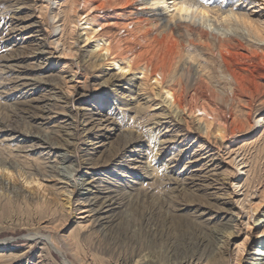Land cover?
<instances>
[{
    "label": "rangeland",
    "instance_id": "1",
    "mask_svg": "<svg viewBox=\"0 0 264 264\" xmlns=\"http://www.w3.org/2000/svg\"><path fill=\"white\" fill-rule=\"evenodd\" d=\"M68 1L60 0L54 6L55 14L60 10V15L54 21H45L39 15L41 3L37 4V0H0V161L15 162L14 167L0 164V181L11 187L10 191L0 190V264H66L64 259L80 264L66 246L63 245L62 256L45 245L41 236H35L38 232L58 235L62 244L64 234L79 253L101 264L117 262L135 244L145 247V253L149 252L148 247L152 249L153 261L158 264H179L191 253L202 264H234V248L245 238L243 231L240 238L237 234L241 223H246V218L239 217L244 214L240 204L246 198L259 203L264 195V121L255 131L247 128L226 141L216 139L209 143L201 139L194 123V129L186 132L182 117L165 95L158 94L154 84L144 94L140 91V76L131 73L120 77L116 67L99 56L94 43L86 45L81 36H75L76 56L56 58L59 54H53L55 42L69 46L72 41L66 19ZM239 1L264 28V2ZM172 3L167 0L168 5ZM163 9L164 5L154 7L155 11ZM166 10L168 18L175 13L173 8ZM16 17L24 22H40L42 32L36 35L29 28L16 31ZM54 25L59 28L58 33H54ZM239 62L256 64L242 58ZM77 70L79 94L69 103L63 95L64 87ZM233 111L239 119H245L251 111L253 123L264 119V92L252 99L251 106L245 101L236 102ZM25 134L33 137L24 142L20 141L23 137L16 139ZM166 142L169 148L164 146ZM62 156L69 157L70 162L60 167L76 170L73 175L78 188L74 196L70 195L71 180L59 175V170L56 177L49 174L50 165L58 166ZM234 159L246 164L236 167ZM33 176L37 181L31 184ZM238 178H242L241 182L234 186ZM110 194L114 195L112 203L122 200L121 205L114 206L115 217L124 222L117 224L118 229L122 228L121 234L116 227L115 232H119L112 235L118 240L114 239L115 245L110 243L111 237L99 234L102 228L92 226V218L86 212L89 202H108ZM152 206L157 207L155 217L158 224L163 223L162 231L151 222ZM140 209L145 214L143 224L137 219L141 217ZM257 213L253 214L252 230L259 234L264 231V215ZM39 225L54 229L39 230ZM32 235L35 238H30ZM199 235L210 245L213 241V245L198 246ZM125 240L127 244L123 245ZM259 242L255 236L242 264H264L254 258L264 257L263 253L254 255L256 250L261 252ZM158 254L165 260L159 261Z\"/></svg>",
    "mask_w": 264,
    "mask_h": 264
},
{
    "label": "bare ground",
    "instance_id": "2",
    "mask_svg": "<svg viewBox=\"0 0 264 264\" xmlns=\"http://www.w3.org/2000/svg\"><path fill=\"white\" fill-rule=\"evenodd\" d=\"M260 1L264 2V0ZM38 2L41 3V7H37L39 9V15L44 18L45 21L47 19H51V21H54V19L60 15V10H58L56 14V10H54V6H56L58 2H60V0H37V4ZM255 2L258 1L255 0ZM239 3V0H205L204 3H201L200 0H173V3L171 5H168L167 0H69L66 19L69 22V30L71 35L70 39L72 41L69 46H66L63 43L62 45H60V41L55 42L57 46L54 47L53 54H59L58 56L56 55V58L59 59L76 56L78 49L75 48L77 46V43L76 41H74V38L75 36H81L86 45L94 43V49L98 51L99 56L103 57V61L106 64L108 63L114 65L116 67V70H118L121 74L120 77L125 78L126 75H129L131 73L135 76H140V91L144 94L147 93V88L150 89V84H154L158 90V94L165 95L172 109L177 112L176 114H179L182 117V120L186 126L185 130L187 133L191 132L194 129L191 126L194 123L198 126V133L201 139H206L209 143L214 142V140L216 139L226 141L227 138L229 139L238 136V134L244 132L247 128H251L255 131L260 127L262 121H264L263 118L259 117L260 119L254 121L253 123L251 120V111L249 113H246L245 119H239L233 111V106L236 102L245 101L249 104V106H251L252 99L264 92V83H262L264 79V28L258 23V21H255V19L253 18V13H251L246 6ZM160 5H164V9L162 11H155L154 7L158 8L160 7ZM167 7L173 8L175 12L174 15L169 18L165 16ZM40 27V22L36 20L34 22H24L22 21V19L17 18V24L13 27V29H16V31L20 32L22 31V29L29 28V30H32V33H36L37 35L42 32ZM53 29L54 33H58L59 28L57 26L54 25ZM78 30L81 31V34L78 33ZM36 55L34 57L37 58ZM11 57L12 56H10V58ZM15 58L12 59L14 60ZM38 58L40 59V55ZM241 58L245 59V61L246 59L248 61H254V63L256 64L250 62L249 64H240L239 59ZM78 75L79 72L77 70L74 73L72 79H66V86L64 87L65 93H63V95L65 96L64 98L67 100L66 102L70 103L73 98L75 96H78L79 94H77L79 87L78 84H80V76ZM19 80L17 82H19ZM18 86H20V84ZM22 109L26 108L23 107ZM22 137L24 140L20 139ZM27 137H33V135H19L18 137H16V139H20V141L24 142L25 139H28ZM167 143L168 142L164 143V146H166V148H169L170 146ZM50 145L55 146L57 144L50 143ZM68 162H70V158L67 156H62L60 162L58 163V166L50 165L51 173L49 174L50 176H52L56 173V170H59L57 171L59 175L63 176L66 180L69 179L68 181L71 180L72 183L70 184V187L72 188V191L70 195L74 196L78 188L75 176L73 175V172H75L76 170L66 166L60 167V165H65ZM3 163H6L12 167L13 163L15 162L11 161V159H7L5 162L0 161V164ZM233 163H235L234 165L236 167L246 164L244 160H241L239 163H237V159H234ZM33 177H31L32 179H30L31 184L37 181L35 177ZM52 177L56 176L54 175ZM241 179L242 178L236 179L234 186H239L238 184H240ZM4 189L6 191H10L11 187H8L7 184L4 185L1 180L0 190ZM17 190L15 189V191ZM15 191L12 190V193L15 194ZM19 194L16 197L20 196ZM7 195L9 196L8 192ZM108 197V202H89V204H87L89 206V209L86 212L89 213L88 217L92 218V226L102 228L103 232H100L99 234L108 236V238L111 237L110 243H112V245H115V238H113L112 235L116 230L117 224H124V222H122L121 218L115 217L114 213L116 211V208L114 206H116V204L121 205L122 200L118 199L117 201L112 203L114 195L110 194ZM151 199L153 200L154 198ZM174 202L176 201H173V204ZM245 204H247V206ZM81 205H83V203H81ZM146 205L148 204H145L144 206ZM240 206L241 211L243 210L244 214L243 217L242 215H240L239 217L241 219L246 218V223H241L243 229L242 227H238L239 233L237 232V234H239L238 236L240 238V233L243 231V236H245V238L234 248L235 254L232 259L234 264H242L247 251V247L254 242L255 236L261 240V242L258 243V250L260 249L261 252L256 250L254 251V255L259 256L260 253L261 255L262 253L264 254V231L258 234L257 232H255L256 229L252 230L255 227H253V225H255V221H253V214L258 212L259 215H264V195L259 203H254L252 200L246 198L240 204ZM154 207L152 206L150 212L148 211L150 214H152L151 216H153V220H151V222H153L152 224H154L155 226H158L159 231H162L165 228L162 227L163 223L158 224L160 222L155 217V209L157 207L155 209ZM81 209L82 208H80L79 210ZM140 210L138 212H140ZM149 213L146 215L148 216ZM234 214L236 215V213ZM137 215H139V213ZM144 215V211H142L141 217L139 216V218H137L138 221H141V224H143L142 222H145L143 221L144 219H142ZM163 222L166 223L165 221ZM170 227L171 226H168V228ZM140 228L142 227L140 226ZM38 229H46V231L48 229H52L53 231L54 228H46L42 227V225H39ZM119 229L121 234L122 228L119 227ZM258 229L260 228H257V230ZM190 230H192V228H190ZM203 233L204 232H202L201 234L203 235ZM142 234L143 233H140V235ZM35 236H41L42 240L45 242V245H49L55 250L56 253L62 256L65 255L64 246H66L67 250L70 251L73 258L80 264H101L95 262L93 258H89L88 256L79 253V251L76 249V245H74V243L70 239H67L64 234H62L63 244L60 242L59 236L53 235L52 233L44 234V232H38L35 234ZM154 236L155 234L153 235V237ZM193 236L196 237L195 234ZM195 237H193V239H195ZM30 238L35 237L34 235H32L30 236ZM205 240L207 239H204L201 236L197 241L198 246H204V244L208 241L207 240L205 242ZM144 241L145 240H143V242ZM120 243L122 244L123 242ZM125 243L127 244L126 240L123 245ZM154 243L157 242L154 241ZM193 243H195L196 245V242ZM212 243L213 241L211 242V245H213ZM173 245L171 244L170 246ZM208 245L211 246L210 244ZM193 248L192 250L195 249ZM147 250H149V252L145 253V247L135 244L134 247L130 248V252L126 256H123L120 260L114 262L113 264H158L154 263L155 259H153V256L155 252L152 249H149V247ZM201 250L202 249H200L199 252ZM172 251L173 253L175 252L174 250ZM159 254L158 260H165L163 259V255L160 257ZM187 254H189V252ZM195 257L191 253L190 257L187 256L186 258H181L182 260L180 261V263H178L202 264L201 260ZM254 258L257 259V261H264V257ZM170 260H172L173 262V259ZM64 261L66 264H77L75 261H70L69 259H64Z\"/></svg>",
    "mask_w": 264,
    "mask_h": 264
},
{
    "label": "snow or ice",
    "instance_id": "3",
    "mask_svg": "<svg viewBox=\"0 0 264 264\" xmlns=\"http://www.w3.org/2000/svg\"><path fill=\"white\" fill-rule=\"evenodd\" d=\"M200 2H201V3H204V2H205V0H200Z\"/></svg>",
    "mask_w": 264,
    "mask_h": 264
}]
</instances>
